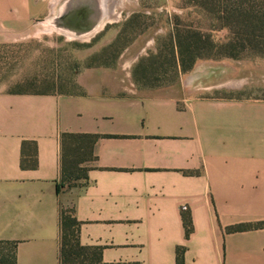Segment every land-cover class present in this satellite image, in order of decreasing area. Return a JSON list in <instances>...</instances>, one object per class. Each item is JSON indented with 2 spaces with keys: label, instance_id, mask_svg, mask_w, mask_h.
<instances>
[{
  "label": "crops",
  "instance_id": "0c3cea01",
  "mask_svg": "<svg viewBox=\"0 0 264 264\" xmlns=\"http://www.w3.org/2000/svg\"><path fill=\"white\" fill-rule=\"evenodd\" d=\"M61 2L60 24L77 33L108 22L101 0H0V42ZM243 68L200 60L172 86L130 89L91 67L77 93L0 89V241L16 243V264H60L68 207L81 245L102 247L107 264H176L178 247L184 264H264V228L226 231L264 221V96L223 95L245 88ZM62 133L100 138L87 184L58 192Z\"/></svg>",
  "mask_w": 264,
  "mask_h": 264
},
{
  "label": "rangeland",
  "instance_id": "374dc122",
  "mask_svg": "<svg viewBox=\"0 0 264 264\" xmlns=\"http://www.w3.org/2000/svg\"><path fill=\"white\" fill-rule=\"evenodd\" d=\"M101 1L108 12L104 17L108 22L90 33H77V29L60 24L64 5L61 2L48 19L37 21L26 35L1 41L0 89L6 92L77 93L80 91L75 84L77 75L87 65L101 63L107 66L97 67L109 68L110 76L128 88L148 89L149 86L134 77L140 59L156 53L167 42L176 16L195 24L199 19L184 0ZM226 36V31L213 33L218 41ZM92 57L96 58L91 60ZM235 61L246 65L241 72L247 84L243 90H230L223 95L234 98L264 96V59ZM164 67L167 70L165 73L160 71L157 83L161 87L176 84L181 76H176L168 65ZM82 183L79 181L75 185ZM71 188L67 183L63 189Z\"/></svg>",
  "mask_w": 264,
  "mask_h": 264
},
{
  "label": "trees",
  "instance_id": "16d2710c",
  "mask_svg": "<svg viewBox=\"0 0 264 264\" xmlns=\"http://www.w3.org/2000/svg\"><path fill=\"white\" fill-rule=\"evenodd\" d=\"M199 15L197 23L186 22L175 17L167 42L156 53L140 59L134 69L138 82L148 89L161 87L157 83L160 71L165 73L170 67L176 76L190 72L200 60H245L264 59V0H184ZM226 31L224 40L218 41L213 33ZM96 57H92L94 60ZM166 61V62H165ZM104 66L87 65L86 68ZM12 93H53L19 91ZM99 135L62 133L61 178L58 192L65 184L76 187L88 182V163L96 159L94 148ZM23 168H35L37 159H22ZM185 238L193 232L189 214L182 215ZM81 222L72 208H62L60 213V264H107L102 259V247L83 246L80 243ZM264 221L242 223L228 227L227 232H243L263 229ZM184 247L176 249V264H184ZM16 243L0 241V264H16ZM138 264V263H112Z\"/></svg>",
  "mask_w": 264,
  "mask_h": 264
},
{
  "label": "built area",
  "instance_id": "2783aa9c",
  "mask_svg": "<svg viewBox=\"0 0 264 264\" xmlns=\"http://www.w3.org/2000/svg\"><path fill=\"white\" fill-rule=\"evenodd\" d=\"M181 209H182V211H185V210H187L188 208H187L186 205H183V206L181 207Z\"/></svg>",
  "mask_w": 264,
  "mask_h": 264
},
{
  "label": "bare ground",
  "instance_id": "6f19581e",
  "mask_svg": "<svg viewBox=\"0 0 264 264\" xmlns=\"http://www.w3.org/2000/svg\"><path fill=\"white\" fill-rule=\"evenodd\" d=\"M212 68V67H211ZM193 73V72H192ZM208 74V73H207ZM195 75H197V74H195ZM201 75V74H200ZM192 77V76H191ZM196 77V76H195ZM194 82V81H193Z\"/></svg>",
  "mask_w": 264,
  "mask_h": 264
}]
</instances>
